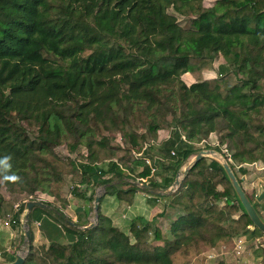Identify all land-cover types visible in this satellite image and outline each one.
Here are the masks:
<instances>
[{
  "label": "trees",
  "instance_id": "1",
  "mask_svg": "<svg viewBox=\"0 0 264 264\" xmlns=\"http://www.w3.org/2000/svg\"><path fill=\"white\" fill-rule=\"evenodd\" d=\"M205 1L0 0V159L10 157L11 166L0 165V217L11 214L20 222L28 207L13 211L2 187L53 195L62 180L55 151L65 142H73L77 162L85 160L72 196L95 201L80 188L106 186L98 224L88 230L82 229L88 223H74L52 203L46 202L52 209L34 208L24 264H174V255L197 243L217 247L224 239L263 236L250 229L253 222L223 166L207 158L191 168L175 194L157 196L179 212L170 239L143 217L125 232L101 212L107 195L132 205L139 191L167 192L199 153L195 144L213 134L227 144L241 185L238 173L264 162V0H219L209 9ZM171 8L194 16L192 27L183 28ZM219 55L226 64L217 68V78L191 86L183 81L186 74L200 80ZM136 114L140 132L128 128ZM163 129L172 134L161 153L172 162L160 163L154 177L143 151ZM110 133L121 134L124 146ZM98 150L109 151L106 167L99 165ZM119 153L120 162L113 159ZM139 167L148 184L125 189L115 183L128 185ZM5 174L18 179L5 181ZM34 222L41 223L48 244L34 245ZM151 234L165 247L154 246Z\"/></svg>",
  "mask_w": 264,
  "mask_h": 264
},
{
  "label": "rangeland",
  "instance_id": "2",
  "mask_svg": "<svg viewBox=\"0 0 264 264\" xmlns=\"http://www.w3.org/2000/svg\"><path fill=\"white\" fill-rule=\"evenodd\" d=\"M218 1L219 0H206L203 3V7L205 9L213 8ZM169 12L171 14H174L177 16L178 22L183 28L189 29L192 27V21L195 18L194 16H189V15L183 16V15L176 14V13H174V10L172 8L169 10ZM224 64H226L225 58L222 55H219L216 58V60L214 61L211 69L203 70L202 76L199 78L200 80L195 79L191 74L184 75L182 79L188 86H191L193 83H195L197 81L215 79L216 77H218L217 68L220 65H224ZM129 126H131V127H128V128L131 129L132 131L140 132L141 128H143V124L140 122V115L136 114V115L131 116ZM159 132L171 133L172 131H171V129H163V130H160ZM108 137H110V138L114 137L115 138L114 143L116 145H119L120 147L124 146V141L122 139L121 134L110 133V134H108ZM216 139L218 140V137L216 136V134H214L213 136L209 137L207 140L212 142ZM72 145H73V142H71V141H69V143L65 142L62 145H60L55 151V159H54L55 162L54 163L56 165L57 170L59 171V173L62 176V180L59 182V184L55 185L53 195H50V197L47 199L48 200L47 202L52 203L54 206L61 209L69 218H71L73 220L74 223H77V221H75V219H74L75 218L74 212L78 208L82 210L85 207L88 211L87 217H89V223H90L89 225H92V224L97 225L98 221L96 219V214L94 211V202L95 201H90L89 203H85L84 200L77 199V198L72 196L73 189L76 186H79V184L81 183V175H80V172L78 171L77 167L81 162L85 163V160L81 159V158L77 162L76 157H78V156H76L75 153L73 152V149L71 148ZM225 145H227V144L224 143L222 146H225ZM205 147H206L205 150H207V151L208 150H214L213 147H210V146H205ZM198 149H199V152L203 150L202 148H198ZM83 151H85V150L83 149ZM98 152H99L98 153L99 165L102 167H106L108 165V163L110 161H112L111 157L108 153L109 151L107 152L104 150H98ZM160 153H161V151H160ZM152 154L153 153L150 152V155H152ZM156 154L158 155V152H156ZM218 154L219 155H216V156H211V157L209 156L207 159L209 161H217L219 163L220 162L223 163L226 160L228 161V158H226V156L224 155L223 152L218 151ZM122 155L123 154L119 153L113 159L120 162ZM136 155H137V157L140 158L139 153H137ZM144 157H142V158H144ZM163 157L167 158L166 156H163ZM192 159L193 158H191L181 168L182 174L185 171V169L189 166L191 161H193ZM168 162H172V161L169 160ZM168 162H166V163H168ZM257 164H261L260 166H264V162H258ZM122 165H125V164L123 163ZM142 169L143 168H140V167L135 169L136 171L133 172L134 174H132L131 180H126L128 185L122 184V182H120L118 179L115 180V183L119 184V185L121 184V187H124L125 189H129V188H131V186L143 187L141 182L145 183V184H147L149 182H147L146 179L142 180L139 178L138 174L142 172ZM239 176L241 177L242 175L239 174ZM247 177L249 178L250 181H252L253 179H256V176H254V174L248 175ZM184 179H185V177H183L181 175L180 176V182L182 183L184 181ZM155 181H159V180H156V178H155ZM129 184H131V186ZM180 186L176 187L175 190H171V188H170L167 192L157 190V191H155V193L162 192V193H165L167 195H173L179 189ZM80 190H82V191L88 190V192H87L88 197L95 195V198L98 195L104 196L105 192H106L104 187H94V186H91L89 189L86 186H84V187L80 188ZM1 193L6 200H11L15 203L13 211H16V212L19 211L20 207H22L23 205H26L25 203L29 199V196H30L29 193H27V192L21 193L19 190H17L14 193H10V191H8L6 189V187H2ZM249 197H250V195H249ZM107 198H108V196H106L105 199H107ZM251 198L253 200H255V197L251 196ZM105 199H104V201H105ZM253 200H252V202H253ZM198 201H199V203L202 202L201 200H198ZM223 204H224V202H221L219 204V206L223 207ZM167 209H168V207H167ZM27 213L28 212L26 210L22 218H26ZM242 213H243V211H241L239 214L242 215ZM178 215H179V212L177 210L169 208V212H166L165 214H158L152 220H150V221L147 220V221H149V223H151V226L153 228L156 227V228L160 229L162 231V233H164V235L170 239L169 228H170V225L172 223V218L174 216L178 217ZM12 217L13 216L10 214L6 218H3V219H10ZM22 224L25 225V223H22ZM18 227L19 228L21 227L20 223H19ZM22 227H25V226H22ZM32 227H33L34 239H35L34 245L41 246L42 244H48V242H46L45 239H43L44 237L41 238L43 235L41 233H38V231L40 229L37 228L34 225V223L32 224ZM252 228L253 227H251V229ZM24 230L25 231L29 230V227H28V229L25 228ZM128 231H129V229H126V232H128ZM242 236L243 237L245 236L247 238V244H246L245 252L241 256H236L235 254L234 255L231 254L229 257H227L228 259L225 258L224 260H218L216 262V264H219L220 261H224L222 264H264V234H263V236L257 235L256 238H253L251 235L246 234V235H241V236L235 237V238L224 239V240L218 242L217 247L221 246V245H227L230 249H232V244L228 243V242H230V240H232V239H237V238H240ZM150 237H151L150 241L154 246L165 247L166 242L164 243L163 241L162 242L156 241L154 239V234H151ZM67 242H68L67 240H63V243L67 244ZM193 247L194 248L189 253H187V252H185V250H183V252H179L176 255H174L173 256L174 264H197L196 259L201 254L208 252V251H211L214 248V247H211L210 245H205L202 243H197V245L196 246L194 245ZM14 250L16 251L15 253L22 251V255H25L26 258L29 256L30 243L29 242L26 243V236H25V238H23V235H21V238L17 242L16 248Z\"/></svg>",
  "mask_w": 264,
  "mask_h": 264
},
{
  "label": "crops",
  "instance_id": "3",
  "mask_svg": "<svg viewBox=\"0 0 264 264\" xmlns=\"http://www.w3.org/2000/svg\"><path fill=\"white\" fill-rule=\"evenodd\" d=\"M217 78V77H216ZM172 133L166 132L158 133V141L157 145L153 146L149 151V156L151 157L153 163L156 165L159 164V170L162 163H166L167 158L163 157L162 152V145L166 143L169 140V137ZM205 150V149H203ZM150 152L153 154L150 155ZM158 152V155L156 154ZM157 158V159H156ZM193 158V157H192ZM159 159V160H158ZM165 161V162H164ZM161 163V164H160ZM261 164H255V165H248L245 167V170L247 171L246 175H243L242 173H239L242 175L240 178L242 179V187L244 191L251 196L255 197V200H253V203L256 205L259 204L257 211H260V215L264 219V199L262 201H258L259 197L264 194V166H260ZM254 174L256 176V179H253L252 181L249 180L247 177L248 175ZM258 174V175H257ZM157 180L161 181V177H156ZM145 180V179H142ZM148 181V179H146ZM148 184V183H147ZM91 187V186H90ZM145 187V186H144ZM164 193L159 192H151L150 194L145 193L143 191H139L136 194L135 202L134 204L130 205L126 202L119 201L115 196H108L107 199L105 196L104 199L101 202V212L103 215L109 217L112 219L114 225H116L118 228L126 232V229L130 228V225L133 220L136 218L143 217L146 220H152L155 216L158 214H165L166 212H169V208L167 209L166 205L168 204L167 197H157L158 195L162 196ZM167 195V194H166ZM89 201H85V203H89ZM86 214V215H85ZM88 211L84 207V209H77L74 212L75 215V221H78L81 219L83 223L90 224L89 223V217H87ZM72 216V215H71ZM176 219V216L172 218L173 220ZM35 224V222H34ZM41 227V226H40ZM39 227V229H40ZM251 228V227H250ZM33 230V227H32ZM34 232V231H33ZM38 233H41L39 230ZM21 235H23V238H25V230L23 227H15V228H8L4 227L3 224L0 223V260L8 261L10 262L11 259L16 258L15 248L17 245V242L20 240ZM43 238V236L41 237ZM45 239V238H43ZM46 242H48L45 239ZM222 248L221 246L214 247L211 251L205 252L201 254L197 259V264H216L218 260H224L225 258L228 259L231 254L234 255L232 252H228L225 254L223 258L219 256L221 254ZM215 254L218 255V260H208L206 257L208 255ZM228 261V260H227ZM224 262V261H222ZM219 264H221L219 262Z\"/></svg>",
  "mask_w": 264,
  "mask_h": 264
},
{
  "label": "water",
  "instance_id": "4",
  "mask_svg": "<svg viewBox=\"0 0 264 264\" xmlns=\"http://www.w3.org/2000/svg\"><path fill=\"white\" fill-rule=\"evenodd\" d=\"M219 155L218 152L216 150H202L200 151L191 161V163L189 164V166L185 169V171L182 174V171L180 170L177 174L175 183L173 185L172 188H176L178 186L181 185L180 182V176L182 175L183 177H186L187 174L189 173V171L191 170V168L198 162L200 161L202 158H208L209 156H216ZM223 158V157H222ZM224 159V158H223ZM220 164L223 166V168L225 169L234 189L235 192L237 194V198L239 200V202L241 203L242 207L244 208L245 213L251 218L252 222H253V228L251 230H255L258 229L262 234H264V219L262 218V216L258 213V211L255 208V204L252 202L251 198L249 197V195L244 191L242 185L239 183L235 172L233 171L232 167L230 166V163L226 160L223 163L220 162ZM104 189L106 190V186H104ZM172 190V189H171ZM103 197V195H98L95 198V202H94V211L96 214V219L98 221L99 219V206H100V201L101 198ZM264 199V194H262L258 201H262ZM43 208V209H52V206L43 203V202H39V201H32L28 204L27 207V215H26V221H25V228L28 229V223L30 220V215L31 212L34 208ZM244 213V212H243ZM242 213V214H243ZM74 224V223H72ZM77 228H80L79 225L74 224ZM95 224L89 225L87 227L82 228L83 230H88L91 229L93 227H95ZM25 236H26V243L29 242V230L25 231ZM26 261V257L25 255H22V251L21 254L17 255L14 261H3L0 260V264H24Z\"/></svg>",
  "mask_w": 264,
  "mask_h": 264
},
{
  "label": "built area",
  "instance_id": "5",
  "mask_svg": "<svg viewBox=\"0 0 264 264\" xmlns=\"http://www.w3.org/2000/svg\"><path fill=\"white\" fill-rule=\"evenodd\" d=\"M213 135H211V136H213ZM170 138H171V136L169 137V139ZM182 140L187 142V138L185 136H182ZM156 145H157V142L153 146H156ZM195 145H196V147L202 148V149H205L206 148L205 146L221 147L222 150H223V153L225 155H227V157H228V162L232 163V159L230 158V155L228 154L229 152H228V149H227V145L221 146V143L217 139L212 141V142H210L209 140L206 139V140H203L201 143H198V144H195ZM153 146H151V147L146 146L143 152L145 153L146 151H149ZM171 155L174 157L176 155V151H172ZM147 163L152 167V176L156 175L158 168L155 166V164L153 163L152 159L151 158H147ZM171 189L175 190V188H172V187H171ZM49 197L50 196H48L46 194H43L41 192H37L34 196H29V199L26 201L25 204L28 205L32 201H39V202L45 203V202L48 201L47 199ZM25 220H26V218H22L21 221L19 222V221L14 220L13 218L3 219L2 217H0V223L3 224L4 227H8V228L18 227L19 223H20V225L22 227V226H24V224H22V223H25ZM34 225L37 228H39L41 226V223L40 222H35ZM23 229H25V227H23ZM228 243L232 244V249H230L227 245H221L222 251H221V254L219 255V256H221V258H223L225 256V254L228 253V252H232L236 256H241L246 250L247 238L245 236L244 237L242 236V237L237 238V239H232ZM15 252H14V254H16V255L21 254V251L17 252V253H15ZM206 258L208 260H215L216 261V260H218V255L211 254V255H208Z\"/></svg>",
  "mask_w": 264,
  "mask_h": 264
},
{
  "label": "clouds",
  "instance_id": "6",
  "mask_svg": "<svg viewBox=\"0 0 264 264\" xmlns=\"http://www.w3.org/2000/svg\"><path fill=\"white\" fill-rule=\"evenodd\" d=\"M10 159V157H3L2 159H0V165L3 166L4 169H8L10 168V164L8 163V160ZM18 177L15 175H3V180L5 181H14L17 180Z\"/></svg>",
  "mask_w": 264,
  "mask_h": 264
}]
</instances>
